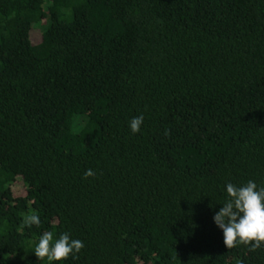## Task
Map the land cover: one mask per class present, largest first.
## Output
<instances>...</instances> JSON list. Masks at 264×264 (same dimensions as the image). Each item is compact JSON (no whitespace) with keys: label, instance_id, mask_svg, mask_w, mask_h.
<instances>
[{"label":"trees","instance_id":"obj_1","mask_svg":"<svg viewBox=\"0 0 264 264\" xmlns=\"http://www.w3.org/2000/svg\"><path fill=\"white\" fill-rule=\"evenodd\" d=\"M249 180L264 0H0V264L49 231L85 245L53 264H264L212 219Z\"/></svg>","mask_w":264,"mask_h":264},{"label":"clouds","instance_id":"obj_2","mask_svg":"<svg viewBox=\"0 0 264 264\" xmlns=\"http://www.w3.org/2000/svg\"><path fill=\"white\" fill-rule=\"evenodd\" d=\"M144 117L136 116L128 122L132 133L141 130ZM94 175L93 170L85 171V178ZM227 199L222 207L213 215L214 225L221 231L223 243L227 248L237 244L250 245L254 251L264 242V187H258L254 180L236 186L225 185ZM24 227L39 226L41 221L37 214L26 215L22 221ZM84 242L72 239L67 232L58 238L54 233L44 232L34 245L33 254L40 260L46 259L48 264L76 257L84 248Z\"/></svg>","mask_w":264,"mask_h":264},{"label":"rangeland","instance_id":"obj_3","mask_svg":"<svg viewBox=\"0 0 264 264\" xmlns=\"http://www.w3.org/2000/svg\"><path fill=\"white\" fill-rule=\"evenodd\" d=\"M37 36H38V31L34 30V32H33V40H36Z\"/></svg>","mask_w":264,"mask_h":264}]
</instances>
